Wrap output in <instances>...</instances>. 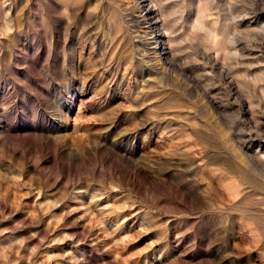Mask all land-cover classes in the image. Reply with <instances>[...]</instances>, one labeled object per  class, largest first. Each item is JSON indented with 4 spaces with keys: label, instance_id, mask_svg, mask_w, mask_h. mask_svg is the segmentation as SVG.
<instances>
[{
    "label": "rangeland",
    "instance_id": "rangeland-1",
    "mask_svg": "<svg viewBox=\"0 0 264 264\" xmlns=\"http://www.w3.org/2000/svg\"><path fill=\"white\" fill-rule=\"evenodd\" d=\"M0 264H264V0H0Z\"/></svg>",
    "mask_w": 264,
    "mask_h": 264
}]
</instances>
